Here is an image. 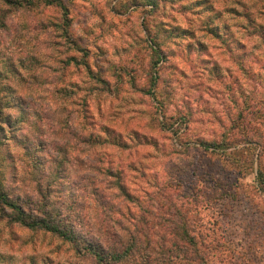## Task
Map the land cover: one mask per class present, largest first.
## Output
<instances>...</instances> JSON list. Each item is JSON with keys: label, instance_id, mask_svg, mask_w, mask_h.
Returning a JSON list of instances; mask_svg holds the SVG:
<instances>
[{"label": "clouds", "instance_id": "clouds-1", "mask_svg": "<svg viewBox=\"0 0 264 264\" xmlns=\"http://www.w3.org/2000/svg\"><path fill=\"white\" fill-rule=\"evenodd\" d=\"M230 7L264 24V0ZM163 11L153 14L133 0H0V142L18 157V171L0 169V257L12 264H102L92 252L106 258L110 248L134 246L131 264H200L207 253L213 264L220 257L228 264L216 208L204 195L199 205L178 199L181 190L168 177L167 165L197 153L237 174L233 194L264 210V66L249 67L255 79L229 78L226 90L209 89L211 68L202 61L215 58L198 55L197 43L205 18L179 17L196 35L177 37L162 28ZM176 15L167 9V22ZM231 19L247 24L243 15ZM189 45L197 51L190 54ZM257 55L264 59V51ZM21 144L47 160L43 172ZM58 168L66 180L57 181ZM198 190L207 192V181ZM178 206L196 248L156 226ZM142 209L156 213L147 227L136 215ZM218 244L225 245L220 252ZM231 251L239 256L248 248ZM252 255L264 264V248ZM245 264H253L247 255Z\"/></svg>", "mask_w": 264, "mask_h": 264}, {"label": "rangeland", "instance_id": "rangeland-1", "mask_svg": "<svg viewBox=\"0 0 264 264\" xmlns=\"http://www.w3.org/2000/svg\"><path fill=\"white\" fill-rule=\"evenodd\" d=\"M133 2L137 7H150L153 14L161 13L163 9L162 14L165 20L162 21L161 26L172 36L195 38L196 34L190 28H183L179 17L191 14V16L205 18L203 41L197 43L199 44L198 55H212L215 58L211 62L202 61L204 70L211 68L209 73L211 78L207 85L209 89L226 90L224 84L229 78H235L234 82L237 84L247 76L249 79H255V76L249 73V67L254 65L256 69H262L264 66V59L257 55L258 52L264 51V24H259L251 15L242 14L230 7L237 0H133ZM177 5H179L178 9ZM216 5L222 7L218 9ZM169 8L177 13L176 17L171 18L170 23L167 22V9ZM242 15L247 22L246 25H241L231 19L233 16L239 18ZM209 27L221 29L222 38H214V33L208 30ZM193 51L197 49L189 45V53ZM200 87L201 84L192 85L195 91H199ZM226 87L231 89V85ZM46 150V147L42 145L40 151ZM1 154L3 158H6L3 162L5 167L3 169L18 171L16 168L18 157L9 150L7 145L3 147ZM38 158L42 162L41 171L43 172L47 167V160L41 156ZM128 169L133 173L138 171L135 163L129 164ZM167 173L170 181L173 182L171 186L181 190L178 199L190 200L199 205V198L204 195L207 202L216 208L218 216L216 226L223 225L220 229L222 239L226 241L229 246L228 250L231 252L232 258L228 260V264H245V255L253 264H260L252 252L257 246L264 248V210H257V206L248 197L233 194V188L238 179L237 174L225 172L199 153L193 155L191 159L177 160L167 165ZM44 174L47 175L46 172ZM58 175L57 181L67 179L61 170ZM200 180L207 181V192L198 190ZM260 193L264 195L261 190ZM96 195L98 199L104 201L101 192H96ZM132 197L134 198L128 200L130 203L143 205V200L139 196L132 195ZM105 203L108 202L105 201ZM182 208L183 206H178L174 212H169L156 220V226L166 230L170 235H173L170 233V228L175 227L176 223L187 226V215ZM136 215L140 216V223L147 227L153 223L156 213L150 209H142ZM133 218L135 219L136 216L134 215ZM143 218L144 221L141 220ZM2 244L3 240L0 238V245ZM245 246L248 252L242 255L237 256L235 251H231L233 247L244 248ZM224 247V244H218L214 251L220 252ZM209 256L211 253H207L205 257L207 264H213L208 259ZM0 260H3V264H12L8 258L0 257ZM217 264H224V258H218Z\"/></svg>", "mask_w": 264, "mask_h": 264}, {"label": "trees", "instance_id": "trees-1", "mask_svg": "<svg viewBox=\"0 0 264 264\" xmlns=\"http://www.w3.org/2000/svg\"><path fill=\"white\" fill-rule=\"evenodd\" d=\"M9 3H16L17 0H8ZM51 2H56V0H51ZM12 6H15L14 4ZM210 32H212V34L215 36L214 38L220 39L222 38V34L223 31L221 29H215L212 27H209ZM10 121V118H9ZM3 130H0V132H2ZM4 139L6 140L7 137L5 136ZM19 143V142H18ZM5 146L4 143L0 142V169L5 168L4 167V161L6 158L2 157V149ZM22 147H25L31 157H33V167L34 169H39L41 170L42 168V162L40 160V158H38V155L36 154V149L34 146L32 145H25V144H21ZM60 171V169L58 168L56 170V179H59V175L58 172ZM260 182H261V188L260 190L264 193V176H262L260 178ZM127 194V193H126ZM134 197H132V195L128 196V200L132 199ZM3 202L9 204V206L14 207L17 211V219H21L23 220L25 223L29 222V217H27L26 215L23 214L22 209L20 208V206L18 204H12L10 201L7 200L6 197L3 198ZM0 211H3L2 208H0ZM6 214V213H5ZM142 221H144L145 219H141ZM172 231V232H171ZM170 233L173 235H177L179 236L182 240L186 241L187 244L191 245V247L196 248L197 246V241L195 240V237H192L189 235L188 231H187V226L184 224L183 225H178V223L175 224V227H171L170 228ZM65 238L71 240L72 236L70 234H65ZM134 251L135 248L134 246H129L127 248H124L122 250H112L110 248V252L108 257H103L102 254L99 251H95L92 252L91 255L94 256L97 260L102 261V264H131V260L134 256ZM186 251V249H185ZM207 256V254L205 256H199V260H200V264H207V259L205 258Z\"/></svg>", "mask_w": 264, "mask_h": 264}]
</instances>
